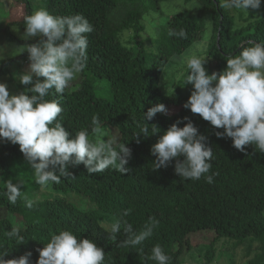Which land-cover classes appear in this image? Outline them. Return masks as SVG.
<instances>
[{"label":"trees","instance_id":"1","mask_svg":"<svg viewBox=\"0 0 264 264\" xmlns=\"http://www.w3.org/2000/svg\"><path fill=\"white\" fill-rule=\"evenodd\" d=\"M20 1L25 3L26 15L31 14L34 4ZM40 1L38 9L55 16L80 14L93 26L86 34L85 79L73 91L60 95L53 89L47 97L58 100L63 108L58 120L73 134L87 129L91 138V120L98 116L105 132L111 131L104 138L110 133L115 137L116 132L118 142L131 149L126 165L130 171L121 174L109 168L90 175L83 164L69 166L73 178L61 177L59 183L42 189L19 145L0 139V251L9 252L5 259L31 252L35 264L36 249L43 248L51 234L67 229L96 241L104 249V264H156L147 258L156 244L170 257L169 264H264V153L253 145L241 152L230 138H218L215 133L223 129H215L183 107L193 89L178 78L184 68L180 60L194 45L205 44L201 55L207 57L204 66L211 74L223 70L226 59L242 46L264 43V16L254 20V10L247 15L229 11L221 7V0H184L197 3V11L166 17L159 11L169 0ZM180 28L186 30L187 39L168 35L169 30ZM149 29L155 38L149 37ZM4 73L5 69L0 70V77ZM159 103L179 110L172 115L157 113L145 121L149 136L136 137L144 125L143 114ZM183 117L194 123L212 147L208 174L216 175L211 184L203 177L180 178L174 171L175 160L166 168L152 170V145ZM153 125L158 128L154 134ZM9 178L22 185V196L15 204L4 194L3 181ZM25 198L32 201L31 208ZM125 209H131L124 219L136 232L150 217L158 221L152 236L135 248L117 247L105 231ZM13 228L23 241L5 235ZM206 233H212L213 239L192 240ZM123 239L121 232L118 240ZM240 245L244 254L238 260Z\"/></svg>","mask_w":264,"mask_h":264},{"label":"clouds","instance_id":"2","mask_svg":"<svg viewBox=\"0 0 264 264\" xmlns=\"http://www.w3.org/2000/svg\"><path fill=\"white\" fill-rule=\"evenodd\" d=\"M261 3L262 0H221V7L249 13V9H259ZM23 19L25 26L21 39L40 38L38 43H25L19 47L20 53L27 52L29 64L17 79L22 85L31 87L10 95L7 83L0 82V139L19 145L33 170L35 182L42 189L49 183H59L61 177L73 178L69 166L83 164L90 175L109 168L121 174L128 173L130 169L126 165L131 158V149L114 136L105 139L104 124L98 116L94 115L91 120V138L87 129L73 134L58 120L63 111L59 101L47 99L53 89L63 95L84 69L88 47L86 34L93 31L92 24L80 14L55 16L44 8ZM168 35L187 39L183 28L169 30ZM149 37L155 38L150 29ZM6 52L7 47L0 46V61L5 59ZM207 62V57L195 52L181 60L184 68L178 78L183 79L184 86L191 84L193 89L183 107L210 122L215 129H223L217 131L216 136L230 138L238 151L244 152L246 146L253 145L259 153H264V43L242 46L238 54L226 59V67L221 71L208 74L204 66ZM157 113L167 114L168 109L162 103L149 107L143 114L144 125L136 137L149 136L145 121L152 120ZM184 121L187 123L179 127ZM151 132H158V128L153 125ZM150 151L155 157L153 171L166 168L175 160L174 171L180 178L200 180L203 177L207 183H213L216 173L208 174L212 168V147L188 117L178 119L163 131ZM3 184L9 203L15 204L22 196V185L11 178ZM25 201L31 208L32 201L26 198ZM130 212L131 209L123 210L105 229L108 240L117 247L142 245L152 236L158 223L150 217L142 230L136 232L124 219ZM121 232L125 239L118 240ZM5 235L23 241L16 228ZM43 245L36 249L39 257L35 264L105 262L104 249L96 241L77 237L71 230H58ZM8 255L9 252L0 251V264H32L31 252L5 259ZM147 258L156 264H169L170 261L159 244L152 247Z\"/></svg>","mask_w":264,"mask_h":264},{"label":"rangeland","instance_id":"3","mask_svg":"<svg viewBox=\"0 0 264 264\" xmlns=\"http://www.w3.org/2000/svg\"><path fill=\"white\" fill-rule=\"evenodd\" d=\"M33 3V11L38 10L36 6L40 5V0H30ZM199 6L197 3H184V0H169L161 4L159 13L163 16L173 15L179 12H188L191 13L194 9L197 11ZM252 9H249V13ZM232 11V10H229ZM236 11V10H235ZM241 11V10H240ZM254 20H258L264 16V0H262L261 7L259 9L254 10ZM249 13H245L247 15ZM26 16V9L25 3L21 2L20 0H0V46H6L7 52L5 55V59L0 61V70L3 71L5 69V73L2 77H0V82L7 83L8 90L10 95L18 94L19 92L23 91L27 88L28 85H22L19 80L17 79L18 74L22 73L29 64V61L25 62L24 60H28L27 52L20 53L21 48L20 46L24 45L25 43H38L39 37L32 38L28 41L21 39L24 33V27L22 24L23 18ZM116 18H119V15H116ZM8 25H12L8 27ZM8 36H13L14 39H8ZM203 45H194L192 46L186 55H183L182 58L189 56L193 52L197 55H201L206 48ZM181 58V60H182ZM180 60V61H181ZM7 65V67H4ZM85 75L82 71L77 75V78L72 81L67 91H73L77 87L80 86L81 82L85 79ZM168 109V115H172L178 112L179 108H173L171 106L166 107ZM173 110V111H172ZM111 132L110 130H107ZM106 132V133H109ZM115 137L118 139V134L114 132ZM109 137L112 134H108ZM107 138V137H106ZM212 233L206 234H198L195 235L192 240L195 242L199 241H207L213 239ZM221 245L219 246V248ZM233 247L229 245L228 249H232ZM244 254V245H240L237 247V259L239 260Z\"/></svg>","mask_w":264,"mask_h":264}]
</instances>
